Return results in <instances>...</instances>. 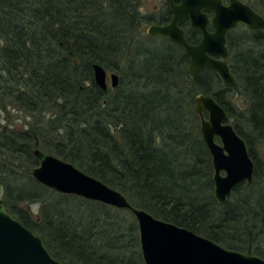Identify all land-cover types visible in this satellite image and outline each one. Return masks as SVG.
Wrapping results in <instances>:
<instances>
[{
	"label": "trees",
	"instance_id": "1",
	"mask_svg": "<svg viewBox=\"0 0 264 264\" xmlns=\"http://www.w3.org/2000/svg\"><path fill=\"white\" fill-rule=\"evenodd\" d=\"M137 4L0 0V109L40 116V124L21 129L0 124L5 208L62 264H143L127 211L71 195L45 199L47 188L28 172L38 163L32 149L42 148L154 216L264 259V161L255 150L264 145V34L229 37L236 86L227 89L212 69L189 76L181 48L140 29L152 17ZM156 38L163 43L145 42ZM93 63L119 74L116 88L95 85ZM236 90L246 100L244 112L225 99ZM198 93L212 95L227 121L235 119L254 162L252 185L237 184L223 204L213 196L211 160L197 125ZM23 202L38 203L37 213Z\"/></svg>",
	"mask_w": 264,
	"mask_h": 264
},
{
	"label": "water",
	"instance_id": "2",
	"mask_svg": "<svg viewBox=\"0 0 264 264\" xmlns=\"http://www.w3.org/2000/svg\"><path fill=\"white\" fill-rule=\"evenodd\" d=\"M166 0L172 17L163 25L152 24L146 29L150 35H161L181 48L188 56L187 72L209 68L220 77L225 87H233L236 80L227 64L225 34L238 23L251 29L261 28L264 20L248 5L239 0ZM212 12L213 31L207 30ZM187 15L190 25L201 32L198 43L185 38L184 30L177 25L178 18ZM92 78L97 87L107 90L105 68L93 63ZM111 87L118 84V76L110 74ZM193 106L199 118L201 139L212 165L213 196L219 204L226 202L235 186L253 183L254 162L249 156L244 140L227 121V111L210 94L198 93ZM217 139V140H216ZM38 164L31 168L34 180L45 187L66 195H76L87 200L127 211L135 220L143 264H264L255 254L226 248L193 230L160 219L143 208L131 204L119 190L87 174L69 161L53 154L33 151ZM0 264H62L44 245L42 238L10 215L0 198Z\"/></svg>",
	"mask_w": 264,
	"mask_h": 264
},
{
	"label": "rangeland",
	"instance_id": "3",
	"mask_svg": "<svg viewBox=\"0 0 264 264\" xmlns=\"http://www.w3.org/2000/svg\"><path fill=\"white\" fill-rule=\"evenodd\" d=\"M163 3V0H138V4H137V7H138V10L141 14H154L155 15V19H159V11H160V8H161V4ZM147 23H143L140 25V29L146 33V29H147ZM241 30V29H240ZM239 29H236L235 31H233V36L235 38H239V35H240V31ZM155 37V36H154ZM162 39L160 38H156L155 40H148L146 39V43L148 45H160L161 43H163V41H161ZM106 73H107V78H106V83H107V89L108 90H113L114 88L117 87V85L119 84V74L116 72V71H113V70H110V69H106ZM111 73H115L117 76H118V84L115 86V87H111V77H110V74ZM225 99H227L229 101V103L233 104L236 108V111L237 112H244L245 109H246V100L245 98L236 90V91H229V92H226L225 93ZM194 107V106H193ZM196 114V113H195ZM197 116V115H196ZM198 117V116H197ZM40 116H34V117H30V116H25L23 115L22 113H19L17 112L16 110L12 109L10 106L7 107V111H3L2 109H0V124L3 125V124H6V125H9V127H14L16 129H21L22 127H27L28 126V123H33V125H36V124H40L39 121H40ZM229 122H232L235 121L234 118H230L228 120ZM237 122L244 126V118H241V119H238ZM197 125H198V128H199V118L197 120ZM200 132V130H199ZM201 135V134H200ZM217 140V139H216ZM34 150H37V151H40L42 153H47V154H53V153H50V152H46L44 151L42 148H34L32 149V154L35 156L34 154ZM255 150L257 152V155L261 158L262 161H264V145L263 144H257L255 146ZM54 155V154H53ZM56 156V155H55ZM58 157V156H57ZM60 158V157H59ZM62 159V158H61ZM64 160V159H63ZM38 164V163H37ZM37 164L33 165V166H30L28 167V172L31 176V173H30V170L31 168H33L34 166H36ZM212 167V165H211ZM20 170L21 172H23V168L21 169H18ZM213 172V171H212ZM32 177V176H31ZM102 181V180H101ZM21 182V181H20ZM104 182V181H103ZM39 183V182H38ZM105 183V182H104ZM107 184V183H106ZM42 185V184H41ZM108 185V184H107ZM43 186V185H42ZM110 186V185H109ZM45 187V186H44ZM112 187V186H111ZM47 190L45 191L44 193V196H45V199L47 201H53L55 199H58L62 197V195H66V194H62V193H59V192H56L54 191L53 189L49 188V187H46ZM114 188V187H113ZM116 189V188H115ZM212 189H213V182H212ZM118 190V189H117ZM2 189L0 188V198H2ZM71 195V194H70ZM232 193L229 195L231 196ZM71 196H76V195H71ZM126 196V195H125ZM228 196V197H229ZM78 198H81V199H84L80 196H76ZM75 199V200H72V199ZM71 202H68L69 205H71L72 209H74V207L76 208V205H77V198L73 197ZM228 199V198H227ZM84 200H87V199H84ZM88 201H92V200H88ZM227 201V200H226ZM93 202H97V201H93ZM98 203H101V202H98ZM103 204V203H101ZM132 204V203H131ZM105 205V204H104ZM133 205V204H132ZM5 206V205H4ZM22 206H24L25 208H27L31 213L33 214H36L37 211H38V208H39V204L38 203H33V202H23L22 203ZM74 206V207H73ZM108 206V205H107ZM111 207V206H110ZM137 207V206H136ZM70 208V209H71ZM114 208V207H113ZM7 211V210H6ZM124 212H122L123 214ZM10 214V213H9ZM11 215V214H10ZM128 216H130L128 214ZM15 218V217H14ZM133 217L131 218V221H132ZM18 220V219H17ZM134 220V219H133ZM19 221V220H18ZM136 223V222H135ZM173 223V222H172ZM43 240V239H42ZM46 247V246H45ZM139 247V246H138ZM264 247V245H263Z\"/></svg>",
	"mask_w": 264,
	"mask_h": 264
},
{
	"label": "flooded vegetation",
	"instance_id": "4",
	"mask_svg": "<svg viewBox=\"0 0 264 264\" xmlns=\"http://www.w3.org/2000/svg\"><path fill=\"white\" fill-rule=\"evenodd\" d=\"M180 1L181 0H174L173 2L175 3V4H178V3H180ZM240 2H242V3H244V4H246V5H248L251 9H253L259 16H261L262 18H263V20H264V0H239ZM222 4H224V5H228V0H222ZM151 17H152V20L149 22V23H147V25L149 26V25H152V24H158V25H163V24H166V23H168L169 21H170V19H171V17H172V10H171V7H170V5L168 4V2H166V0H163V3L161 4V8H160V11H159V19H155L154 17H155V15L154 14H149ZM207 16H208V18H209V22H208V25H207V30H209V31H213V27H212V25H211V18H212V16H213V13L212 12H207ZM177 25L179 26V27H181L183 30H184V34H185V38L187 39V41L189 42V43H192V44H196V43H198L199 41H200V39H201V32H200V30L198 29V28H196V27H192L191 25H190V19H189V17L187 16V15H182L181 17H179L178 18V21H177ZM147 26V27H148ZM236 29H241L239 32H240V35H239V37H241V32H243V31H245V30H247V31H251V32H254V33H262V34H264V25H263V27H261V28H257V29H251V28H249L246 24H244V23H238L235 27H233V28H230L227 32H226V34H225V39H226V47H227V52H228V45H229V37L231 36V40L233 41V40H235V41H237V39H238V37L237 38H235L234 36H233V31H235ZM192 33V34H194V33H196V37L195 38H193V39H191L190 37V35L188 34V33ZM146 34L147 35H149V36H161V35H150V34H148L147 32H146ZM189 35V36H188ZM163 37V36H162ZM171 42V41H170ZM188 57V56H187ZM227 64H228V66H229V63H228V54H227ZM204 69H206V68H204ZM229 69H230V66H229ZM201 70H203V69H201ZM201 70H199V71H201ZM199 71H197V72H199ZM214 71V70H213ZM196 72V73H197ZM230 72H231V69H230ZM232 73V72H231ZM233 75V74H232ZM234 76V75H233ZM235 78V77H234ZM236 80V79H235ZM223 84V83H222ZM224 86V85H223ZM235 86H236V84H235ZM235 86H233V87H230V88H228V87H225V88H227V89H232V88H234ZM204 94H206V93H204ZM213 97V96H212ZM214 98V97H213ZM248 150V149H247Z\"/></svg>",
	"mask_w": 264,
	"mask_h": 264
}]
</instances>
